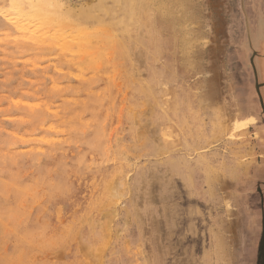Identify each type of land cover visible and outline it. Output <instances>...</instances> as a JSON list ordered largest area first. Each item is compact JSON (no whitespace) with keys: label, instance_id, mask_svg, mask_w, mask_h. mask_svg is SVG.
<instances>
[{"label":"rangeland","instance_id":"1","mask_svg":"<svg viewBox=\"0 0 264 264\" xmlns=\"http://www.w3.org/2000/svg\"><path fill=\"white\" fill-rule=\"evenodd\" d=\"M58 1L79 16L105 0ZM129 3L131 56L112 74L115 101L101 111L102 134H85L105 137L98 147L104 179L122 184L106 216L111 264H264V0ZM113 14L104 25L114 23ZM0 23V142L19 137L15 150H48L46 141L67 128L73 99L62 96L78 79L60 64L59 47L37 55L22 50ZM88 23L85 31L100 29ZM187 99L192 107H183Z\"/></svg>","mask_w":264,"mask_h":264},{"label":"clouds","instance_id":"2","mask_svg":"<svg viewBox=\"0 0 264 264\" xmlns=\"http://www.w3.org/2000/svg\"><path fill=\"white\" fill-rule=\"evenodd\" d=\"M75 67L80 84L74 91L84 98L65 109L81 108L65 122L63 139L50 141L42 155L15 150L19 137L0 142V264H111L110 182L97 139L85 135L107 122L96 117L108 98L111 65L82 58ZM89 113L93 118L83 128L74 123Z\"/></svg>","mask_w":264,"mask_h":264},{"label":"bare ground","instance_id":"3","mask_svg":"<svg viewBox=\"0 0 264 264\" xmlns=\"http://www.w3.org/2000/svg\"><path fill=\"white\" fill-rule=\"evenodd\" d=\"M129 0H105L98 5H93L87 7L84 11L80 13L79 16H76L74 12L67 11L65 7L58 1V0H0V21L3 22L5 27H9L15 33V39L18 43L23 46L21 47L22 50L33 52L35 55L42 54V53H52L56 50V46L59 47L61 51L60 55V64L70 73L74 74L75 76L78 75V69L75 67V63L77 61L94 59L96 61H100L101 63H108L111 65L110 72L113 74L115 72L116 67L123 64L129 56H131V52L129 50V42L131 41V37L129 38L127 35L129 34L128 28L131 27L134 23L133 19V7L128 4ZM135 2V1H134ZM122 4V6H120ZM119 7L118 11H113L112 7ZM141 7V6H140ZM144 11V10H143ZM114 12V14L112 13ZM168 13V11H166ZM140 13V12H139ZM138 13V14H139ZM114 15V23L110 25H104L105 19H107L110 15ZM144 14V13H143ZM162 14V13H161ZM140 17V15H139ZM136 21V20H135ZM94 22L100 26L99 30L95 32L85 31L88 28L89 23ZM137 23L138 20H137ZM1 24V23H0ZM144 23H141V26ZM140 26V25H139ZM140 26V27H141ZM59 28L60 30H67V29H77L76 34H66L60 30H56ZM115 28L120 34L119 36L114 35L111 31ZM98 29V28H97ZM63 30V31H64ZM76 31V30H75ZM11 32V31H10ZM12 35V34H11ZM51 39L52 41L47 43L48 40ZM16 41V42H17ZM55 42H58L56 45ZM15 44V43H14ZM169 44V43H168ZM16 45V44H15ZM18 45V44H17ZM160 46V45H159ZM163 46V45H162ZM154 47V46H153ZM185 47V45H184ZM16 48V47H15ZM18 48V47H17ZM153 50V49H152ZM187 50V49H186ZM15 51V50H14ZM19 51V50H17ZM23 52V51H22ZM16 54V53H15ZM29 54V53H28ZM87 54V55H85ZM56 55V54H55ZM186 55V54H185ZM26 56V55H25ZM32 56V55H31ZM34 56V55H33ZM44 56V55H43ZM59 60V59H58ZM132 63V62H131ZM61 68V67H60ZM165 68V66L163 67ZM63 69V70H65ZM162 71V70H161ZM132 72V71H131ZM177 73V72H176ZM71 75V74H69ZM131 75V73H130ZM157 75V73H156ZM61 76V75H60ZM57 77V76H56ZM69 77V76H68ZM124 77V76H123ZM131 77V76H130ZM59 78V76H58ZM57 78V79H58ZM62 78V76L60 77ZM63 79V78H62ZM161 81V78H159ZM64 80V79H63ZM67 80V79H66ZM71 80V78H70ZM119 80V79H118ZM126 80V79H125ZM156 80V79H155ZM158 80V79H157ZM163 80V79H162ZM56 82V81H55ZM58 82V81H57ZM158 83V81H156ZM54 83V82H52ZM61 83V82H60ZM126 83V81H125ZM156 83V84H157ZM62 84V83H61ZM64 84V83H63ZM68 84V83H67ZM64 84V85H67ZM80 81L78 80V85ZM114 84V83H113ZM117 84V83H116ZM74 85V84H73ZM121 85V84H120ZM125 85V84H124ZM127 85V84H126ZM125 85V86H126ZM134 85V84H133ZM148 85V84H147ZM146 85V86H147ZM136 86V85H135ZM78 87V86H77ZM75 87V88H77ZM142 87V86H141ZM70 88V87H69ZM71 89L68 90L62 98L64 100L70 99L73 100H81L84 98V94L80 93L79 95ZM129 88V87H127ZM182 88V87H181ZM52 89V88H51ZM57 89V88H56ZM125 90V89H124ZM143 90V89H142ZM148 90V89H147ZM56 91V90H55ZM144 91V90H143ZM146 91V90H145ZM54 92V91H53ZM52 92V93H53ZM62 92V91H61ZM140 92V91H139ZM183 92V91H182ZM185 92V91H184ZM51 93V92H50ZM51 93V94H52ZM55 93V92H54ZM116 93H118L116 91ZM138 93V92H137ZM186 93V92H185ZM59 94V93H58ZM63 94V93H62ZM143 94V93H142ZM182 94V93H181ZM200 94V93H199ZM198 94V95H199ZM116 95V94H115ZM44 96V93H43ZM56 96V95H55ZM55 96H53L55 98ZM59 96V95H58ZM184 96V95H183ZM50 97V96H49ZM61 97V96H60ZM107 99L104 102V109H106V104H111L115 101L112 100V96L110 94V90L107 93ZM139 97V96H138ZM148 97V96H147ZM45 98V97H44ZM53 98V99H54ZM120 98V97H119ZM149 98V97H148ZM185 98V97H183ZM47 99V98H46ZM51 99V98H49ZM137 99V98H136ZM139 99V98H138ZM146 99V98H145ZM181 99V98H180ZM42 100V99H41ZM44 100V99H43ZM72 100V101H73ZM131 100V99H130ZM45 101V100H44ZM54 101V100H53ZM145 101V100H144ZM47 102V101H46ZM49 102V101H48ZM52 102V101H51ZM57 102V101H55ZM136 102V101H135ZM42 103V102H41ZM63 103V102H62ZM61 103V104H62ZM139 103L140 102L139 100ZM19 104V103H18ZM51 104V103H50ZM65 104V103H64ZM67 104V103H66ZM120 104V103H119ZM116 105V104H115ZM136 105V104H135ZM180 105V104H179ZM183 107H192L193 100L187 99L184 103L182 102ZM26 106V105H25ZM32 106V105H31ZM44 106V105H43ZM64 106V105H63ZM111 106V105H110ZM131 106V105H130ZM138 106V105H137ZM41 107V106H40ZM65 107V106H64ZM133 107V106H131ZM139 107V106H138ZM24 108V107H23ZM29 108V107H28ZM62 108V107H61ZM67 108H70V106ZM110 108V107H109ZM117 108V106H116ZM177 108V107H176ZM195 108V107H194ZM22 109V107H21ZM42 109V108H40ZM65 109V108H64ZM160 109V107H159ZM183 109V108H182ZM29 110V109H27ZM81 108L77 105L76 109H72L71 111H66L67 117L68 115H75ZM108 110V109H107ZM140 110V109H139ZM188 110V109H187ZM30 111V110H29ZM38 111V110H37ZM46 111V110H45ZM103 111V110H102ZM112 111V110H111ZM115 111V110H114ZM138 111V110H137ZM40 112V111H38ZM37 112V114H38ZM60 112V111H59ZM134 112V111H133ZM194 112V111H193ZM22 113V112H21ZM25 113V112H24ZM29 113V112H28ZM118 113V112H115ZM135 113V112H134ZM133 113V114H134ZM138 113V112H137ZM159 113V112H158ZM36 114V115H37ZM42 114V113H41ZM54 114V113H53ZM108 114V113H107ZM106 114V115H107ZM160 114V113H159ZM17 115V114H16ZM30 113V117H31ZM44 115V113H43ZM126 115V114H125ZM138 115V114H137ZM161 115V114H160ZM183 115V114H182ZM189 115V114H187ZM24 116V115H23ZM28 116V115H26ZM28 116V117H29ZM39 115H37L38 118ZM42 117V116H41ZM39 116V118H41ZM57 117V116H56ZM130 117V115H129ZM131 117H134L131 115ZM161 117V116H159ZM32 118V117H31ZM69 118V117H68ZM92 114L89 113L87 116L83 118V123L80 121H75L80 128L84 127L90 119H92ZM192 121L195 120L194 116L188 117ZM33 119V118H32ZM36 119V117H35ZM42 119V118H41ZM49 119V118H48ZM54 119V118H53ZM65 119V118H64ZM97 121H101V113L98 117H96ZM127 119V118H126ZM160 119V118H158ZM185 120L187 118H181ZM38 120V119H37ZM45 120V119H42ZM62 120V119H61ZM108 120V119H107ZM128 120V119H127ZM180 120V119H179ZM27 121V120H26ZM26 121H23L26 122ZM60 121V120H59ZM130 121V120H129ZM188 121V120H187ZM191 121V122H192ZM198 121V120H197ZM200 121V120H199ZM29 122V121H28ZM30 122H33L32 120ZM176 122V121H175ZM16 123V122H15ZM21 123V122H20ZM22 123V124H23ZM46 123V122H45ZM43 123V124H45ZM48 123V122H47ZM59 123V122H58ZM64 123V122H63ZM128 123V122H127ZM167 123V122H166ZM198 123V122H197ZM66 124V123H65ZM135 124V123H134ZM133 124V125H134ZM181 124V123H180ZM31 125V124H30ZM39 125V124H38ZM42 125V124H41ZM58 125V124H57ZM62 125V124H61ZM107 125V123H106ZM195 125V124H194ZM19 126V125H18ZM60 126V125H59ZM115 126V125H114ZM28 127V126H27ZM38 127V126H37ZM36 127V128H37ZM94 129H96L97 133L100 132L99 123L96 125H92ZM123 127V126H122ZM121 127V128H122ZM133 127V126H132ZM167 127V126H166ZM26 128V127H25ZM57 128V127H56ZM131 128V127H130ZM176 128V127H175ZM191 128V127H190ZM67 128H60L58 133L59 138L61 140L67 133V130H61ZM141 129V128H140ZM144 129V128H143ZM48 130V129H46ZM104 130V129H102ZM147 130V128H146ZM51 131V130H50ZM54 131V130H53ZM129 131V130H128ZM183 131V130H182ZM191 131V130H190ZM194 131V130H193ZM17 132V131H16ZM117 132V131H116ZM119 132V131H118ZM145 132V131H144ZM147 132V131H146ZM179 132V131H178ZM192 132V131H191ZM199 132V131H198ZM50 133V132H48ZM47 133V134H48ZM120 133V132H119ZM123 133V132H122ZM130 133V132H129ZM149 133V132H148ZM160 133V132H159ZM51 134V133H50ZM86 134V133H85ZM88 134V133H87ZM102 134V133H101ZM100 134V135H101ZM114 134V133H112ZM143 134V133H142ZM145 134V133H144ZM153 134V133H152ZM46 134H44L45 136ZM52 135V134H51ZM91 135V134H90ZM99 135V136H100ZM111 135V133H110ZM118 135V134H117ZM135 135V133L133 134ZM146 135V134H145ZM151 135V134H150ZM178 134H176L177 136ZM194 135V134H193ZM57 136V135H56ZM103 136V135H102ZM108 136V135H107ZM131 136V135H130ZM166 136V135H165ZM164 136V137H165ZM1 137V136H0ZM7 137V136H6ZM51 137V136H50ZM104 137V136H103ZM136 138V136H134ZM145 137V136H144ZM9 138V136H8ZM45 138V137H44ZM113 138V137H112ZM111 138V140H112ZM182 138V137H181ZM10 139H12L10 137ZM97 143L98 147H100L101 140L97 136ZM149 139V138H148ZM166 139V138H165ZM14 140V139H13ZM39 140V139H38ZM49 139L46 143L49 144L50 141H58ZM139 140V139H138ZM174 140V139H173ZM176 140V139H175ZM183 140V139H182ZM11 141V140H10ZM37 141V139H36ZM35 141V142H36ZM141 141V140H140ZM5 142V139H4ZM9 142V141H8ZM121 142V141H119ZM143 141H141L142 143ZM186 142V141H185ZM11 143V142H9ZM37 143V142H36ZM42 143V142H41ZM128 143V142H127ZM121 144V143H120ZM125 144V143H124ZM137 144V143H136ZM154 144V143H153ZM152 144V146H153ZM157 144V143H156ZM35 145V144H34ZM42 145V144H41ZM44 145V144H43ZM108 145V144H107ZM106 145V146H107ZM112 145V143H111ZM118 145V144H117ZM128 145V144H127ZM163 145V144H162ZM175 145V144H174ZM45 147V146H44ZM111 147V146H110ZM123 147V146H122ZM121 147V148H122ZM164 147V146H163ZM171 147V146H170ZM184 147V146H183ZM49 148V146L47 147ZM105 149V147H103ZM107 148V147H106ZM177 148V147H176ZM38 154H44L48 150L43 149L41 147H36ZM111 148L108 150L110 151ZM115 149V148H114ZM120 149V148H119ZM125 149V148H123ZM147 149V148H146ZM165 149V148H164ZM175 149V148H174ZM184 149V148H183ZM103 150V149H102ZM107 151V149H105ZM152 150V149H151ZM171 150V149H170ZM147 151V150H146ZM145 151V153H147ZM157 151V150H156ZM159 151V150H158ZM101 152V151H100ZM112 152V151H111ZM123 153V151L121 150ZM131 152V151H129ZM149 152V151H148ZM103 153V152H102ZM101 153V155H102ZM114 153V152H113ZM121 153V155H122ZM125 153V152H124ZM138 153V151H137ZM142 153V151H141ZM191 153V152H190ZM112 154V153H111ZM118 154V153H117ZM116 154V156H117ZM120 154V151H119ZM118 154V156H119ZM156 154V153H155ZM167 154V153H166ZM181 154V153H180ZM186 154V153H184ZM188 154V153H187ZM106 155V154H105ZM140 155V154H139ZM157 155V154H156ZM162 155V154H161ZM178 155V154H177ZM206 155V154H205ZM103 156V155H102ZM128 156V155H127ZM130 156V155H129ZM149 156V155H148ZM165 156V155H164ZM180 156V155H179ZM193 156V155H192ZM107 157V156H106ZM109 157V156H108ZM131 157V156H130ZM150 157V156H149ZM159 157V156H158ZM110 158V157H109ZM177 158V157H176ZM203 158V157H202ZM114 159V158H113ZM118 159V157H117ZM124 159V158H122ZM128 159V158H127ZM134 159V158H133ZM140 159V158H139ZM174 159V158H173ZM207 159V158H206ZM168 160V159H166ZM188 160V159H187ZM105 161V159H104ZM110 161V159H109ZM112 161V160H111ZM126 161V160H125ZM129 161V160H128ZM163 161V160H162ZM127 162V161H126ZM130 162V161H129ZM171 162V161H170ZM180 162V161H179ZM107 163V162H105ZM148 163V162H147ZM176 163V162H175ZM119 164V163H117ZM121 164V163H120ZM128 164V163H126ZM125 164V165H126ZM146 164V163H145ZM156 164V163H155ZM161 164V163H160ZM183 164V163H182ZM144 165V164H143ZM166 165V164H165ZM164 165V166H165ZM177 165V163H176ZM195 165V164H194ZM118 166V165H117ZM121 166V165H120ZM192 166V165H191ZM111 167V166H110ZM116 167V165H115ZM122 167V166H121ZM126 167V166H125ZM152 167V166H151ZM169 167V165H168ZM181 167V166H180ZM104 168V166H103ZM117 168V167H116ZM120 168V167H119ZM124 168V167H122ZM142 168V166H141ZM148 168V167H147ZM150 168V167H149ZM161 168V167H160ZM108 169V168H107ZM112 169V168H111ZM110 169V170H111ZM118 169V168H117ZM139 169V168H138ZM151 169V168H150ZM171 169V168H170ZM182 169V168H181ZM109 170V171H110ZM119 170V169H118ZM149 170V169H148ZM156 170V169H155ZM186 170V169H185ZM194 170V169H193ZM102 171V169H101ZM158 171V170H157ZM179 171V170H178ZM183 171V169H182ZM119 172V171H118ZM132 172V171H131ZM149 172V171H148ZM173 172V171H172ZM171 172V173H172ZM184 172V171H183ZM108 173V172H107ZM111 173V172H109ZM117 173V171H116ZM123 173V172H122ZM147 173V172H146ZM124 174V173H123ZM129 174V173H128ZM134 174V173H133ZM149 174V173H147ZM103 175H106L103 173ZM146 175V174H145ZM179 176V175H178ZM186 176V175H185ZM106 178V177H105ZM113 178V177H112ZM139 179V178H138ZM148 179V178H147ZM110 190L112 197H117V188L118 186H122L121 183L117 181H113L110 179ZM115 180V178H114ZM120 180V179H119ZM149 180V179H148ZM187 180V179H186ZM127 181V180H126ZM136 181V180H135ZM181 181V178H180ZM107 182V181H106ZM130 182V181H129ZM133 182V181H132ZM149 182V181H148ZM184 183V182H183ZM187 183V182H186ZM176 184V183H175ZM180 184H182L180 182ZM131 185V184H130ZM185 185V184H183ZM179 186V185H178ZM198 186V185H197ZM141 187V186H140ZM185 187V186H184ZM129 189V188H127ZM183 189V188H182ZM189 189V188H188ZM175 190V189H174ZM179 190V189H178ZM205 190V189H204ZM127 192V191H126ZM181 192V191H180ZM198 192V191H197ZM126 194V193H125ZM182 194V193H181ZM192 195V194H191ZM204 195V194H203ZM186 196V195H185ZM198 196V195H197ZM174 197V196H173ZM190 198V197H189ZM196 198V197H195ZM146 200V199H145ZM194 200V199H193ZM209 200V199H208ZM182 201V200H181ZM146 202V201H145ZM188 202V201H187ZM134 203V202H133ZM191 203V202H190ZM192 204V203H191ZM128 207V206H127ZM134 207V205H133ZM147 208V207H146ZM188 208V207H187ZM118 209V208H117ZM150 209V208H149ZM197 209V208H196ZM133 210V209H132ZM135 211V210H134ZM145 211V210H143ZM149 211V210H148ZM119 212V211H118ZM130 212V211H129ZM131 213V212H130ZM183 214V213H182ZM179 215V214H178ZM147 216V215H146ZM196 216V215H195ZM179 217V216H178ZM132 218V217H131ZM133 219V218H132ZM181 219V218H179ZM185 220V219H184ZM196 220V219H195ZM134 221V220H133ZM193 222V221H192ZM134 225V224H133ZM128 230V228H127ZM194 233V232H193ZM139 234V233H138ZM144 235V234H143ZM113 239V238H112ZM115 241V240H114ZM117 243V242H115ZM111 244V243H110ZM135 244V243H134ZM126 249V248H125ZM135 249V248H134ZM132 250V249H131ZM137 250V249H135ZM138 252V251H137ZM111 253V252H110ZM115 253V252H114ZM152 253V252H151ZM124 254V253H123ZM122 254V255H123ZM133 254V253H132ZM148 254V253H147ZM114 255V254H113ZM136 255V254H135ZM116 256V255H115ZM114 256V257H115ZM126 256V255H125ZM137 256V255H136ZM111 257V258H114ZM110 258V259H111ZM133 260V259H132ZM118 261V260H117ZM141 261V260H140ZM128 262V261H127Z\"/></svg>","mask_w":264,"mask_h":264}]
</instances>
